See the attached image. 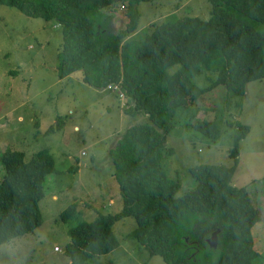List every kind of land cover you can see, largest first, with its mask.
Segmentation results:
<instances>
[{
  "label": "trees",
  "instance_id": "obj_1",
  "mask_svg": "<svg viewBox=\"0 0 264 264\" xmlns=\"http://www.w3.org/2000/svg\"><path fill=\"white\" fill-rule=\"evenodd\" d=\"M154 1L0 0V5L63 27L61 80L82 72V81L98 89L119 84L131 100L127 113L144 112L150 119L131 126L109 153L123 210L71 228L65 254L71 264H86L114 252L119 246L116 223L132 218L137 228L129 237L167 264H258L252 231L261 213L248 188L233 184L239 146L250 126L236 125V165L192 167L189 187L169 178L165 161L174 155L166 143L177 108L189 107L219 85L239 97L242 107L248 84L264 80V0H207L208 20L171 14L137 39L138 5ZM122 9L129 22L116 32L113 15ZM206 72L216 73L217 80L197 87L192 78ZM192 128L210 138L220 134L215 119H195ZM0 171L1 246L42 226L45 184L58 170L50 152L28 161L25 153L7 150L0 157ZM76 208L70 206L61 220L68 222ZM214 237L216 248L209 243Z\"/></svg>",
  "mask_w": 264,
  "mask_h": 264
},
{
  "label": "rangeland",
  "instance_id": "obj_2",
  "mask_svg": "<svg viewBox=\"0 0 264 264\" xmlns=\"http://www.w3.org/2000/svg\"><path fill=\"white\" fill-rule=\"evenodd\" d=\"M138 11L136 38L140 39L171 14L208 20L211 5L207 0H155L139 4ZM128 22L122 9L113 15L112 28L119 32ZM63 45L64 29L56 21L0 5V157L11 150L25 153L29 161L47 151L54 156L58 170L45 184L42 226L1 245L0 264H71L65 254L69 230L123 210L117 169L109 153L131 126L150 122L144 112L127 113L129 96L84 83L82 72L61 80L58 70ZM178 68L169 72L174 74ZM207 73L195 75L193 83L206 88L217 80L216 73ZM239 99L219 85L189 107L177 108L174 130L166 143L174 155L165 161V167L169 178L183 187L192 185V167H234L236 125H249L251 132L239 146L233 184L248 188L260 210L261 222L252 235L258 264H264V80L248 84L242 107L237 105ZM195 119L218 120L219 136L199 134L192 128ZM72 205L77 207L74 215L68 222L62 221L61 214ZM136 228L132 218L118 221L114 227L118 248L86 264H167L129 237ZM12 245L16 246L14 253L9 251Z\"/></svg>",
  "mask_w": 264,
  "mask_h": 264
},
{
  "label": "built area",
  "instance_id": "obj_3",
  "mask_svg": "<svg viewBox=\"0 0 264 264\" xmlns=\"http://www.w3.org/2000/svg\"><path fill=\"white\" fill-rule=\"evenodd\" d=\"M108 89L109 90H114L115 89V90L120 91L121 90V86L119 84H111V85L108 86ZM56 251L59 252V249L56 248Z\"/></svg>",
  "mask_w": 264,
  "mask_h": 264
},
{
  "label": "water",
  "instance_id": "obj_4",
  "mask_svg": "<svg viewBox=\"0 0 264 264\" xmlns=\"http://www.w3.org/2000/svg\"><path fill=\"white\" fill-rule=\"evenodd\" d=\"M209 243L212 247L216 248L217 247V238L214 237L213 240H211Z\"/></svg>",
  "mask_w": 264,
  "mask_h": 264
},
{
  "label": "clouds",
  "instance_id": "obj_5",
  "mask_svg": "<svg viewBox=\"0 0 264 264\" xmlns=\"http://www.w3.org/2000/svg\"><path fill=\"white\" fill-rule=\"evenodd\" d=\"M9 251L14 253L16 251V246L15 245L10 246Z\"/></svg>",
  "mask_w": 264,
  "mask_h": 264
},
{
  "label": "crops",
  "instance_id": "obj_6",
  "mask_svg": "<svg viewBox=\"0 0 264 264\" xmlns=\"http://www.w3.org/2000/svg\"><path fill=\"white\" fill-rule=\"evenodd\" d=\"M114 200H112V202H113Z\"/></svg>",
  "mask_w": 264,
  "mask_h": 264
}]
</instances>
